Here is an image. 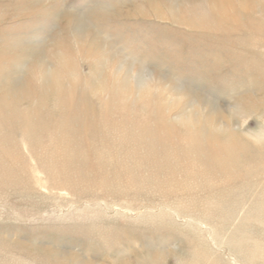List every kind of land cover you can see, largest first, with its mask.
<instances>
[{"label":"rangeland","instance_id":"1","mask_svg":"<svg viewBox=\"0 0 264 264\" xmlns=\"http://www.w3.org/2000/svg\"><path fill=\"white\" fill-rule=\"evenodd\" d=\"M234 53L264 0H0V264H264V160L227 197L149 162L156 127L264 146Z\"/></svg>","mask_w":264,"mask_h":264},{"label":"bare ground","instance_id":"2","mask_svg":"<svg viewBox=\"0 0 264 264\" xmlns=\"http://www.w3.org/2000/svg\"><path fill=\"white\" fill-rule=\"evenodd\" d=\"M214 6L218 8L219 12H217V14H220L221 17L218 3L216 2ZM248 39H245L246 42L251 43L250 39L249 40ZM234 45L236 47L242 46L240 43H234ZM234 55H235V64L239 66L242 65L245 68V73H248V76L255 77V79L261 86V92H262L264 89V53L261 63L254 61L250 62L246 55L245 58L239 56L236 53H234ZM246 64L250 65L249 68H247ZM262 94L263 93H261L260 95L261 101L259 102V104L263 100ZM158 131L159 129H157V127L154 128L153 130L151 129L146 131L145 129V133L149 132L150 134V136L148 137L151 139L154 138V140L152 139L153 147H150L149 150V153H152L153 157H151V160L149 162L153 166L155 174L163 173L167 175L166 176L168 177L167 180L171 181L170 184L171 186L170 185L169 186L172 188L181 189L184 186H186L187 188H190L187 191H192L193 189L196 192H199L201 190L204 191L207 190L209 194H216L219 191V195L227 197L230 195H234L237 186L245 182V180L247 181L248 180L247 177L250 176L249 172L251 170H247L245 167H241L240 164H246L250 160L255 161L254 164L256 167H260L263 164L264 146L260 145V143L259 144H257L256 142L239 143L234 141V139L232 140L233 137L230 136V138L225 139L227 147H222L220 146V138L214 135L213 132H210L211 134L209 135H203L201 134L202 131L199 132L190 131L189 142L193 146L187 151L184 149L183 150L178 149L180 148L179 144H174V142H170L169 141L171 139L170 136L165 135L164 137H162V134L160 136ZM133 143H135V140L133 141ZM119 144L123 145L121 143ZM157 144H159V146ZM156 146L161 148L159 149L158 152L154 151L157 149ZM172 153H174V155ZM262 188H264V186Z\"/></svg>","mask_w":264,"mask_h":264}]
</instances>
